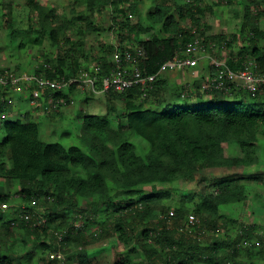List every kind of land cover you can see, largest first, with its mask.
Here are the masks:
<instances>
[{
    "label": "trees",
    "instance_id": "16d2710c",
    "mask_svg": "<svg viewBox=\"0 0 264 264\" xmlns=\"http://www.w3.org/2000/svg\"><path fill=\"white\" fill-rule=\"evenodd\" d=\"M152 1L155 3L153 9L143 13L144 0H74L73 12L78 5H84V9L71 19L63 18L58 22L59 13L55 7L40 0H27L37 20L29 15L30 23L23 28L15 27L10 2L6 4L4 28L11 31V40L20 49L32 39L47 35L58 46L59 53L55 64L37 67L35 74L41 75L44 69L42 74L47 78L69 79L88 70L79 68L87 61L84 43L73 41L67 35L71 23L82 22L84 30L99 31L96 15L102 16L111 10L109 28L117 29L122 43L118 46L100 43L98 69L88 70L97 74L98 89L102 88L103 78L114 65L116 51L137 56L143 74L152 75L157 74L166 61L183 55L187 43L196 38H202L206 47L214 44L231 54L239 33L244 34L248 42L241 49L246 55L229 56L226 63L238 69L243 62L252 60L256 71L264 74V28L259 24L264 16V0H243L240 31L229 35L207 33L208 24L202 22L207 11L203 0ZM125 5L127 9L123 8ZM186 18L195 27L194 31L181 23L180 20ZM79 32L83 33V28ZM125 40H130L132 45L125 47ZM5 71L1 68L0 74ZM209 71L211 76L215 75L216 66L211 65ZM10 85L0 84V114L13 109L6 97ZM231 86L229 93L214 90L210 101L201 98L198 92L196 95L202 100L193 103L203 104L198 107L187 97L194 92L182 91L178 85L174 88L167 74L157 77L146 96L139 85L120 93L110 90L106 92V114L82 115L81 145L66 146L61 141L40 138L39 123L32 111L23 113L22 118H8L4 121V137L0 140V176L20 182L25 202L38 203L43 198L52 209L44 212L46 223L36 226L32 217L27 221L15 214L8 220L7 209L0 208V224L8 229L12 224L17 225L34 235L33 247L47 249L51 262L59 259L50 258V253L61 249L65 256L63 247L71 241L78 242L79 258H87V249L79 244L86 243L88 223L92 222L98 224L92 238L111 237L114 244L129 246L126 254L121 252L113 264H134L133 256L140 254L139 251L144 258L137 264H194L197 257L210 256H216L218 264H240L236 256L242 243L249 236L257 235L254 224L241 223L235 238L216 236L208 245L200 241V235L207 229L205 226L220 229L216 216L222 206L248 198L246 182L235 178L231 169L261 162L257 146L259 133L264 134V85L255 92ZM75 88L72 84L54 95L67 99ZM230 94L238 96L227 104L225 99ZM115 96L125 104L116 124L111 117L117 111ZM225 143L240 148L241 154L226 155ZM178 181L194 182L198 189L183 195L180 205L170 215L169 209L164 207L165 200L171 197L168 186ZM161 185L166 186L165 189ZM147 186L150 190H146ZM82 198L89 200L80 203ZM196 199H199L196 209L200 217L191 223L187 204ZM9 200L0 186V203ZM69 206L77 211L73 221L67 223L62 212ZM104 207L106 218L99 215ZM54 218H62V222L68 224L67 230L54 228L55 236L46 240L40 232L51 230ZM195 231L198 235L192 236ZM58 234L63 235L61 242ZM136 239L139 240L138 248L133 244ZM261 239L260 252L264 258V236ZM2 244L0 242V264H13L12 258L4 254ZM220 248L228 250L222 258L218 255ZM9 251L17 257L14 246H10ZM246 252L253 255L250 247H246Z\"/></svg>",
    "mask_w": 264,
    "mask_h": 264
},
{
    "label": "rangeland",
    "instance_id": "374dc122",
    "mask_svg": "<svg viewBox=\"0 0 264 264\" xmlns=\"http://www.w3.org/2000/svg\"><path fill=\"white\" fill-rule=\"evenodd\" d=\"M43 4L55 7L59 13L58 22L63 21V18L71 19L77 11L80 12L84 9V5L76 6V12L71 10L74 0H40ZM180 1V0H177ZM188 1V0H183ZM203 0V6L207 8L206 16L203 18V23L208 24V34H233L240 31L244 5L243 0ZM12 3L13 15L15 27L23 28L29 25V15L34 20H37V16L31 13L27 0H0V69L9 70L18 76L23 74L37 73V67H46L55 64L56 58L59 53V48L54 44L47 35H43L37 39H32L31 42L23 49L17 47L16 42H13L10 37L11 31L4 28V22L6 18V4ZM155 3L152 0H144V4L141 8V12L146 13L153 9ZM127 9L126 5L123 7ZM264 8V5H263ZM112 11L106 12L104 15H96L97 23L101 30L99 31H86L82 22L74 21L71 23L67 35L73 41H80L84 43L85 54L87 55V61L84 66L79 68L88 69L94 71L98 69L97 57L99 56L100 43H111L116 46L122 42L121 36L117 34V29L109 28L112 25ZM8 17V16H7ZM186 28L195 30V27L191 26L189 18L180 20ZM260 26L264 28V16L259 22ZM203 25V24H202ZM83 28V33L79 32V29ZM248 44L244 34L239 33V39L234 42L232 46V53L226 51L224 48L220 50L216 45L211 44L210 47L204 46L203 39L201 38L200 52L198 53L199 64L187 69L185 74L177 71L169 73L171 83L174 88L176 85L182 87V91H193L191 95H187L191 99V104L196 102L195 100L203 98L210 101L213 99V92L207 91L211 72L210 66L215 62H224L229 56L240 58L246 55L242 53L243 46ZM123 45L130 47L132 43L130 40H125ZM248 53V52H247ZM46 64V65H44ZM41 72L39 76H45ZM180 71V70H178ZM196 71V72H193ZM191 73V74H190ZM182 75V76H181ZM187 76V77H186ZM183 77H186L183 79ZM6 92V97L11 100L13 105L11 115L13 118H22L23 113L26 111H33L34 119L39 123L40 135L39 137L46 141H61L66 146L81 145L79 138V127L81 126V117L83 114H106V92L92 93L91 90H82L76 85L73 93L64 98L62 96V102L56 106L46 103V101L40 99L38 103H33V91L38 88L36 83L24 82L22 80L19 85L11 84ZM201 93L202 97L197 96V93ZM31 95V96H30ZM238 94H230L226 97L227 104L234 101ZM114 105L117 107V111L114 112L111 117L116 124L119 120V116L124 111L125 104L120 97L115 96ZM239 99V98H237ZM69 100V101H67ZM202 100V99H201ZM200 103L193 104L198 107ZM7 113L0 114V140L4 137L3 124L8 118H11ZM15 112H19L16 114ZM226 155H238L241 154L240 148L234 145L225 143ZM257 154L261 158V162L252 166H238L233 167V176L237 179L246 182L248 198L243 202L230 203L220 208L218 215L216 216L218 222V228L214 226H205L207 229L201 234L200 241L204 245H208L212 239L216 236L229 235L230 238H235L240 231L241 223H248L255 225L256 234L249 236L243 243L240 253L236 256V260L240 264L249 263H263L264 258L260 252L261 236H264V134L259 133V141L257 146ZM6 162V160H5ZM9 164V163H8ZM0 186L10 197L9 204L11 207L7 209L8 220L12 219L15 214L17 215L20 210L26 208V211L31 214L32 221L36 226H42L46 223L47 218L44 217V212L52 209L50 203H45L44 199L38 200V203L25 202L22 198L21 184L18 180H6L0 176ZM166 186L161 188L165 189ZM171 190V197L166 199V209L177 208L183 198V195L193 193L197 191L198 186L196 183L188 181H178L169 185ZM146 190H150L147 186ZM115 194L116 191L113 190ZM88 198L80 199V203H85ZM190 214L195 215V222L199 219V213L196 206L199 205V199L192 202H188ZM171 208V209H170ZM105 207L100 209L99 215L102 218L108 217L104 211ZM76 208L69 206L63 213L65 222L70 223L74 219ZM108 213V212H107ZM190 218V215H189ZM62 218H54L52 221V229H48L47 232L41 231L40 235L46 240H52L55 236L54 228H62V231L67 230V225L62 222ZM89 227L86 232V243L79 244L84 246L88 251V257L79 258L78 242L71 241L64 245L65 257L59 261L51 262L47 258V249H43L42 246L34 245V235H29L23 228L13 225L11 228H6L0 224V242L3 243L1 248L4 250V254H8L12 258L13 264H113L116 257H120L121 252L128 251V247L122 243H113L112 238H92L91 234L97 230L98 224L89 222ZM57 226V227H56ZM198 231L192 233V236L198 235ZM139 240H135L133 244L139 246ZM5 244V245H4ZM14 246L17 257L11 255L9 247ZM246 247H250L252 254L246 252ZM226 248H220L219 257L226 256ZM134 255V264L144 258L142 252ZM194 264H218V258L216 256H210L208 258H199ZM232 264V262H231Z\"/></svg>",
    "mask_w": 264,
    "mask_h": 264
},
{
    "label": "built area",
    "instance_id": "2783aa9c",
    "mask_svg": "<svg viewBox=\"0 0 264 264\" xmlns=\"http://www.w3.org/2000/svg\"><path fill=\"white\" fill-rule=\"evenodd\" d=\"M202 48L201 40L196 38L193 41L187 43L185 49L183 50V55H177L175 58L166 61L160 67L157 74L144 75L142 70L138 65L137 56L130 52L121 53L116 51L113 55L114 65L106 77L103 78L102 88L98 89L96 82L98 81V76L96 73H91L88 70H83L78 77H72L65 79H50L46 76H39L37 74H23L18 76L14 73L6 70L4 74H0V84L7 86L9 84L17 85L24 80V82L36 83L38 88L33 91V103H38L40 99L46 101V103L56 106L62 102V97L57 98L54 94L59 90H66L72 84L78 85L83 91L88 89L92 92H108L113 90L115 92H123L126 89L134 87L136 85L141 86L145 91L144 96L147 95V91L152 89L154 82L157 77L178 71L182 68H194L199 64L198 53ZM139 55V51L137 53ZM216 73L209 79V84L207 86V91L221 90L229 93L232 87L235 85L238 88L245 89L251 92H255L261 84L264 85V74H259L255 67L254 61L249 60L248 62H243V65L238 69L231 68L226 61L215 62ZM48 95H45L47 90ZM186 95V92L183 96ZM36 203L35 201H33ZM11 207L9 202H1V209H8ZM174 214V209H171L170 215ZM18 216L30 221L31 214L26 211V208L20 210ZM190 222H195V215L190 214ZM14 223V222H13ZM63 235L58 234V241H62ZM64 253L61 249L57 251H52L50 253V258L52 259H63Z\"/></svg>",
    "mask_w": 264,
    "mask_h": 264
},
{
    "label": "crops",
    "instance_id": "0c3cea01",
    "mask_svg": "<svg viewBox=\"0 0 264 264\" xmlns=\"http://www.w3.org/2000/svg\"><path fill=\"white\" fill-rule=\"evenodd\" d=\"M187 69H190V71L192 70L191 68H182V69H180V71H177V72H179V73H183V74H185L186 72H187V75L189 76V72L190 71H187ZM193 72H196V71H193ZM191 74V73H190ZM167 75H169V73H167ZM182 76V75H181ZM187 77V76H186ZM186 77H183V79L184 78H186ZM169 78H170V76H169ZM10 102H11V100H9ZM13 105H14V103H13ZM9 112V111H8ZM33 112V111H32ZM16 114H18L19 112H15ZM9 115H10V117L12 118V119H14L11 115L13 114V112L12 111H10L9 113H8ZM33 114H34V112H33Z\"/></svg>",
    "mask_w": 264,
    "mask_h": 264
}]
</instances>
